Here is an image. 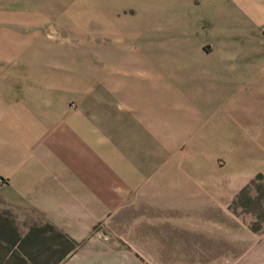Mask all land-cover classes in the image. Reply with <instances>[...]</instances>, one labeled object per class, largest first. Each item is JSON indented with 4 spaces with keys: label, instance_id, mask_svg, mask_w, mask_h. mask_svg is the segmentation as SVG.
I'll return each mask as SVG.
<instances>
[{
    "label": "rangeland",
    "instance_id": "1",
    "mask_svg": "<svg viewBox=\"0 0 264 264\" xmlns=\"http://www.w3.org/2000/svg\"><path fill=\"white\" fill-rule=\"evenodd\" d=\"M62 1H65L64 8L60 6ZM232 1L184 0L183 12L173 2L164 5L169 17L181 15L186 33L184 39L197 43L201 55L206 56L203 58L196 54L194 59L189 49L182 50L168 44L183 37H176L177 33L173 37L162 36L160 3H153L150 9L154 17L158 16L157 20H152V32L149 29L150 19L143 12L148 4L146 0H136V3L126 6L120 0L113 3L110 0H56L48 4L42 0H18L7 4L9 11L32 6L41 14L56 10L55 18L44 19L40 26L41 36L37 37V43L42 46V51L37 50V80L32 82L25 77V86L29 89L33 87L39 97L36 101L37 114H42L45 121L44 116L48 115L44 113L50 108L49 126L55 128L57 134L66 135L69 143L67 149L73 158L74 179L77 180L78 175H88L95 163L98 169L103 162L109 163L106 160L108 157L116 156V169H109L119 180L120 193L129 194L130 186L124 178L131 175L136 180L144 178V186L131 193L139 194L151 186L150 140L154 138L164 142L187 127L214 130L213 138L222 144L230 139L241 141L249 137L255 141L251 142L253 158L259 155L257 143L264 139V135L257 139V133L264 130V112L259 107L257 96L256 62L249 59L243 63L231 61V56L238 61L242 57L240 48L243 43L239 27L237 31L233 29L238 36L231 35V30L228 31L226 27L225 32L221 31L226 40L229 38L226 43L232 49L226 45L224 36L213 28L217 26L214 19L216 8L227 15L232 9L237 13L241 11L240 4H231ZM72 12L77 13L80 20L67 19ZM102 15L106 24L97 19ZM62 16L67 18L61 20ZM193 16L198 18L200 24L198 36L194 34L198 24L197 27L191 25ZM122 21L129 26H121ZM263 30L264 27H260L249 34L254 51L257 43L264 39ZM224 43L227 46L225 49L221 47ZM48 47L51 48L49 54L44 51ZM56 52L58 61L54 59ZM161 57L163 64L157 63ZM251 58H257L256 52H252ZM24 69L26 71L29 67L25 66ZM152 70L160 76L155 81L151 79ZM174 74L180 78H174ZM87 85L89 92L84 91ZM72 86L79 91L67 98L66 107L79 110L84 121L80 125L72 123L69 115L63 116L61 109L53 107L51 94L63 87L71 90ZM154 88L159 94L156 98L152 93ZM171 90L180 91V94H174L172 98L168 94ZM76 95L90 98V105L97 101L98 107L88 108L86 100L81 101ZM185 151V145L178 149L180 154ZM169 152L171 154L172 151ZM229 154L226 149L216 153L213 162L218 170L226 168ZM143 163H147V172ZM160 166L163 168L160 172H166L165 169L169 168L166 162ZM160 172H156L157 177H160ZM219 195L222 198L221 206L214 211L218 220H205L207 226L204 231L192 226H186L183 230L172 227L176 233L185 231L183 235L200 237L203 242L201 255H217V258L146 259L144 230L154 225L162 229L164 224L161 222L186 220L185 216L191 214L183 215L181 211H159L155 213L156 222L148 217L150 221H145L136 238L130 233L128 208H122L119 216L116 211H106L104 219L94 228L91 236L100 235L102 246L113 253V264H229L231 260L223 258L225 252L238 250L242 245L235 240L232 243L225 241L228 226L233 231V239L245 233L249 237L264 234V172L258 171L238 183L235 180L233 184L228 182ZM198 198L189 197L182 204H186L184 207L195 204ZM108 204L114 205L116 200L110 197ZM192 230H196L195 234L191 233ZM195 241L196 238L190 237L186 241L185 254L190 257L196 246Z\"/></svg>",
    "mask_w": 264,
    "mask_h": 264
},
{
    "label": "crops",
    "instance_id": "2",
    "mask_svg": "<svg viewBox=\"0 0 264 264\" xmlns=\"http://www.w3.org/2000/svg\"><path fill=\"white\" fill-rule=\"evenodd\" d=\"M55 1L42 0L47 4ZM115 1L110 0L112 3ZM10 2L15 3L18 0H0V264H113V253L108 251L109 249L106 251L102 246L100 235H91L98 223L104 219L106 211H116L119 216L122 208H128L130 233L134 238L145 221H150L147 220L148 217H151L153 222L157 221L155 213L159 211H181L183 215L191 213L185 216L186 220L183 218L184 220L178 222H161L160 224H164L162 229L155 228L154 225V231L153 228L144 230V242H141L145 245L146 259L217 258V255H201L203 242L200 237L183 235L185 231L176 233L172 227L183 230L186 226H192L203 230L207 226L205 220H218L214 211L221 206L222 198L219 194L225 190L227 183L233 184V180L238 183L258 171L264 172V139L258 141L255 148L259 155L253 158L254 147H251V142L255 141L246 137L241 141L230 139L222 144L213 138L214 130L187 127L164 142L152 138L151 186L135 195L131 194L132 191L144 186V178L136 180L131 175H126L124 181L130 186V192L121 194L119 180L113 170L109 169H116V156L108 157L106 160L109 163L101 164V167L104 164L103 168L99 166L97 169L95 163L91 170L94 174L89 172L86 176L78 175L77 180L74 179L73 158L67 149L69 143L66 135L57 134L56 129L49 126L50 108L44 113L48 115L44 116L45 121L42 114H37L36 101L39 97L33 87L29 89L25 86V77L32 82L37 80V50L42 51L37 37L41 36L42 22L55 18L56 10L41 14L32 6L24 10L9 11L7 4ZM120 2L126 6L136 3V0ZM172 2L183 12L184 0H146L148 4L143 12L150 19L149 29L152 32V20H157L158 16L154 17L150 9L153 3H160V15L163 17L162 36L173 37L177 33L176 37H183L186 33L181 15L169 17L167 9L164 8V5ZM233 2L240 4L241 11L237 13L232 9L227 15L216 8L214 19L217 26L213 28L224 36L225 43L229 41L224 35L225 27L228 31L231 30V35L235 34L233 29H241L242 57L238 61L231 56V61L243 63L248 59L255 60L257 96L259 107L264 112V39L257 43L256 51L251 49L249 40L251 32L264 27V2L233 0L231 4ZM63 4L65 1L60 2L61 8L65 7ZM76 14L69 13L68 18L62 16L61 20H80ZM104 18L103 16L97 19L102 21ZM191 19L193 27L198 24L194 33L198 36V18L193 16ZM104 22L106 21L103 20L102 24H106ZM121 26L129 25L122 21ZM178 39L168 44L176 45L182 50L189 49L193 53V59L196 54L206 58L201 55L197 43H189L184 37L182 40ZM225 43L221 47L225 49L229 46L232 49L231 45L226 43L225 46ZM50 49L48 47L44 51L49 54ZM252 52H256V59L251 58ZM57 55L56 52V61ZM157 63L163 64L162 57ZM25 66L29 67L26 71ZM173 76L180 78L175 74ZM158 77L160 76L152 70L151 79L155 81ZM113 80L112 82H115ZM71 88L68 90L63 87L51 94L53 107L61 109L63 116L69 115L72 123L80 125L84 121L79 110L73 111L66 107L67 98L73 97L79 91L74 86ZM88 89L87 85L84 91L89 92ZM152 93L154 98L159 95L155 88ZM168 94L173 98L174 94H180V91L171 90ZM77 97L81 101L86 100L88 108L98 107L97 101L90 105V98L86 99L82 95ZM60 100L63 102L60 103ZM261 131L264 133L263 129ZM261 131L257 133V139L264 135ZM182 145L186 146L187 151L180 154L178 149ZM223 149L228 150L230 156L227 158L226 168L220 171L213 161L216 153ZM169 151H172L171 154ZM163 162L169 167L165 169L166 172H160L163 170L160 168ZM143 168L147 172V163H143ZM157 171L160 172V177L156 176ZM165 181L166 184H163ZM193 196L199 197L196 203L184 207L186 204L182 203ZM110 197L116 200V204H108ZM149 203L151 207L147 206ZM139 214L142 216L139 217ZM180 215L182 216L181 213ZM195 231L192 230L191 233L195 234ZM224 236L227 243L235 240L237 244L242 245L238 250L225 252L223 258L231 260L229 264H264V234L249 237L245 233L233 239V231L228 226ZM189 237L197 239L191 257L185 254Z\"/></svg>",
    "mask_w": 264,
    "mask_h": 264
}]
</instances>
